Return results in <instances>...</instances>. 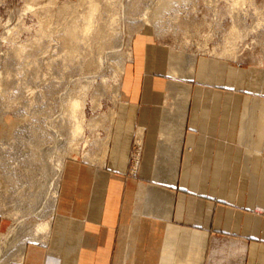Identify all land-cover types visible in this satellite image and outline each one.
<instances>
[{"label": "crops", "instance_id": "1", "mask_svg": "<svg viewBox=\"0 0 264 264\" xmlns=\"http://www.w3.org/2000/svg\"><path fill=\"white\" fill-rule=\"evenodd\" d=\"M156 38L145 29L132 40L102 162L66 161L48 237L26 243L18 264H264L261 74L198 57L180 136L160 148L174 133L162 123L175 78L171 48Z\"/></svg>", "mask_w": 264, "mask_h": 264}, {"label": "rangeland", "instance_id": "2", "mask_svg": "<svg viewBox=\"0 0 264 264\" xmlns=\"http://www.w3.org/2000/svg\"><path fill=\"white\" fill-rule=\"evenodd\" d=\"M145 29L172 51L162 126L174 133L162 134L160 148L180 136L198 57L259 72L264 83V0H0V243L20 220L28 234L4 264L47 239L61 177L48 207L34 211L54 164L102 162L131 43Z\"/></svg>", "mask_w": 264, "mask_h": 264}, {"label": "bare ground", "instance_id": "3", "mask_svg": "<svg viewBox=\"0 0 264 264\" xmlns=\"http://www.w3.org/2000/svg\"><path fill=\"white\" fill-rule=\"evenodd\" d=\"M28 8L30 9V7ZM90 29H91V24L87 26L86 30L89 31ZM138 164H139V160L137 158L136 165ZM61 175H62V168L60 165L55 163L53 167V174L52 176H50V178L46 182V190H45L42 202L35 209L34 212H39L40 210H42V208L48 207L50 201L55 197L57 182L59 181V178L61 177ZM22 224H23V220H20L17 223V226H15L11 230V232L7 236H5L4 239H2V242L0 243V264H4L5 260H7L9 257H12L15 254V251H14L15 245L18 242H20L22 239H24L25 236L28 235L27 231L21 230Z\"/></svg>", "mask_w": 264, "mask_h": 264}, {"label": "built area", "instance_id": "4", "mask_svg": "<svg viewBox=\"0 0 264 264\" xmlns=\"http://www.w3.org/2000/svg\"><path fill=\"white\" fill-rule=\"evenodd\" d=\"M139 150H140V148L137 149L136 155H134V159L132 160L133 166H134V164L136 165V163H137V158L139 157Z\"/></svg>", "mask_w": 264, "mask_h": 264}]
</instances>
